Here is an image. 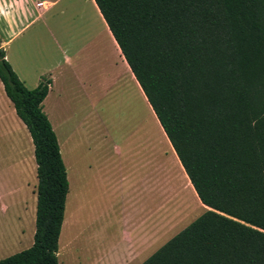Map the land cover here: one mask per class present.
I'll return each mask as SVG.
<instances>
[{
	"label": "trees",
	"instance_id": "16d2710c",
	"mask_svg": "<svg viewBox=\"0 0 264 264\" xmlns=\"http://www.w3.org/2000/svg\"><path fill=\"white\" fill-rule=\"evenodd\" d=\"M204 211L141 264H264V0H95ZM0 80L36 162L32 244L0 264H59L67 171L0 47Z\"/></svg>",
	"mask_w": 264,
	"mask_h": 264
},
{
	"label": "crops",
	"instance_id": "0c3cea01",
	"mask_svg": "<svg viewBox=\"0 0 264 264\" xmlns=\"http://www.w3.org/2000/svg\"><path fill=\"white\" fill-rule=\"evenodd\" d=\"M39 2L42 4L37 5ZM0 47L27 88L33 89L40 82H47L42 109L61 146L60 124L84 113L69 109L68 103L96 106L100 98L104 99L115 87L119 90L131 87L154 123L155 114L95 0H0ZM25 128L0 80L1 165L9 166L7 157L10 154L22 153V145L27 140ZM169 146L174 152L170 143ZM65 147L64 159L70 180L69 146ZM114 154L123 156L119 147L115 148ZM149 158V169L141 178V184L138 181V187L132 184L133 173L130 171H126V175L123 168L111 172L109 166H103L106 169L103 178L112 195L99 219L111 221L108 228L109 232L113 231L105 250L115 252L114 259L119 257L121 261L128 260L132 253L130 261L134 264H141L177 233L158 241L159 231L155 233L154 226L152 154ZM139 164L142 168L147 166L144 159ZM183 173L187 177L184 170ZM187 182L190 193L199 199L188 177Z\"/></svg>",
	"mask_w": 264,
	"mask_h": 264
},
{
	"label": "rangeland",
	"instance_id": "374dc122",
	"mask_svg": "<svg viewBox=\"0 0 264 264\" xmlns=\"http://www.w3.org/2000/svg\"><path fill=\"white\" fill-rule=\"evenodd\" d=\"M68 104L74 112L84 113L79 116L75 113L59 128L64 163L65 146H69L71 174L70 180L67 176L69 192L59 236V264H134L130 261L132 253L128 260L121 261L119 257L114 259L115 252L105 250L113 231L108 228L111 221L99 219L112 195L103 178L106 170L103 166H109L111 172L120 168L125 174L130 171L132 184L138 187V181L141 184L149 169L152 154L158 241L184 228L205 208L190 193L187 177L156 116L152 123L131 87L111 89L96 106ZM25 129L27 140L22 153L10 154L9 166L0 164V259L29 247L33 241L37 175L34 145ZM116 147L123 156L114 154ZM142 159L148 167L142 168L139 164ZM65 167L67 170L66 163Z\"/></svg>",
	"mask_w": 264,
	"mask_h": 264
},
{
	"label": "built area",
	"instance_id": "2783aa9c",
	"mask_svg": "<svg viewBox=\"0 0 264 264\" xmlns=\"http://www.w3.org/2000/svg\"><path fill=\"white\" fill-rule=\"evenodd\" d=\"M41 4H42V2L37 3V5H41Z\"/></svg>",
	"mask_w": 264,
	"mask_h": 264
}]
</instances>
